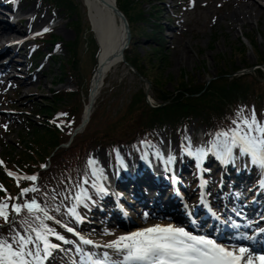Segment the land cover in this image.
<instances>
[{
    "label": "rangeland",
    "instance_id": "obj_1",
    "mask_svg": "<svg viewBox=\"0 0 264 264\" xmlns=\"http://www.w3.org/2000/svg\"><path fill=\"white\" fill-rule=\"evenodd\" d=\"M71 1L75 5L73 16H67L61 11L53 12L47 3L44 4L39 0L20 2L13 6V9L18 13L28 15V17L30 14L35 15L34 20L26 21L21 27L18 26V29L29 27V31H39L53 27L55 36L61 43H59V57L55 60H43L41 62L43 64L41 75H38V72L35 71L31 74L26 72V65L22 56L20 59L15 58L14 61L21 68V73L16 71L15 65L10 75L0 85V155L5 149L14 153L20 150V148L13 150L8 145H14L17 142V132L23 128L18 120L19 115L15 111H11L12 114H4L1 111L9 112L10 106L13 110L16 106L21 110H32V103L24 105V102L30 100L42 102L50 97L51 89L62 90L67 88L70 91H76L79 87L82 90L81 94L88 95L87 90H89L92 78L91 70L95 65L93 63L94 50L90 45V34L85 35L89 26L86 23L87 13L83 1ZM182 1L179 3L180 1L177 0H165L164 4L155 1V4L159 6L160 17L166 23V27L163 29L166 49L162 54H157L154 50L157 47L156 42H152L147 36L132 38L131 47L128 50L130 51L129 56L136 60L143 73L156 83L158 90L152 89V87L149 88L147 83L141 80L131 68L124 65L117 66L107 76L95 104L92 118L94 115L93 126L96 129L109 134V136L112 134L111 137L114 139H120L145 122V110L147 108H145L143 102H137L132 108L134 112L130 111L131 101L134 100L135 94L140 89L144 90L146 98H149L148 105L152 109L176 98H178L177 101L183 102L187 95L194 97L206 94L203 99L207 102L211 98L210 93L213 88H210L212 83H218L215 86L221 88L218 97L220 95L228 97L226 104L228 101L233 100L232 102H234V100H239L242 92L245 91V87L236 89V86L231 87L223 84L225 79L232 82L234 77L238 80L242 79V85H246V80L259 81L260 85L255 88L254 93L263 94L261 96L264 97V70H262L263 76L256 71L246 72L251 70L253 66L258 65L260 59H264V7L260 6L264 5V0H192L191 5H185ZM252 3H255V5L250 10L239 9L243 4L252 6ZM141 7L146 11L149 10L148 4H141ZM256 10L262 12L259 18L256 17ZM234 12H237V14L233 15ZM174 13L179 17L176 27L167 24ZM41 18H45V22L38 25ZM75 21H78V23L75 24ZM142 25L145 28V33L152 32L153 27L151 24L143 23ZM79 34L81 35L80 43L78 42ZM250 40L252 41L250 42ZM67 43H71L73 49L67 50ZM31 45L32 42L28 43L27 47H31ZM28 50L31 52L32 48ZM74 50L78 51L79 62L75 69L68 65L67 71L73 70L76 76L74 78L67 77L63 82L61 81L63 84L56 86V82L57 84L60 83L58 76L62 72V66L69 64ZM240 71L245 72L241 75L239 74ZM42 72H46V74L43 75ZM17 74L20 76L17 77ZM12 77H17V79L15 81L11 80ZM28 77L33 78V84H24L20 87ZM198 91L201 93L198 94ZM227 93L229 96H225ZM163 94L168 96L166 101L161 97L164 96ZM14 99L18 104L14 105L11 102ZM206 105L203 102V107ZM60 108H64V106H60ZM83 116V113H81L79 124H82ZM194 122L201 124L203 120L194 118ZM89 123L79 131L80 134L85 132ZM10 127H15V131L7 132ZM194 131H196L195 127L191 129L189 134L187 133L181 138L172 136L169 139L164 134L161 138L162 150L166 147L169 148L170 145L173 153L171 155H174L180 149V146L185 145V137H189L192 143ZM202 131L200 134L195 132V135L204 139L205 136ZM105 156H107L106 152L96 150L91 158L95 160L105 159ZM180 159L188 161L186 154L184 156L180 154L176 163H181ZM238 163L245 167L246 161L241 158L236 160L235 164ZM230 165L234 167L233 164ZM210 170L215 174L212 180L215 184L218 173L213 166ZM107 176L110 178L111 174ZM187 177L186 181L193 183L194 178L191 175ZM234 181L237 182L236 179ZM186 184L188 185L187 182ZM195 189H198L197 193L202 191L197 182L194 185ZM217 192L218 190H215L212 193L213 198H215ZM239 192V189L233 190L234 194ZM57 231L70 239L63 228H57ZM94 231L95 234L101 235L99 238L102 241L109 242L113 238L111 235L104 236L105 231L111 233L110 227L97 228Z\"/></svg>",
    "mask_w": 264,
    "mask_h": 264
},
{
    "label": "snow or ice",
    "instance_id": "obj_2",
    "mask_svg": "<svg viewBox=\"0 0 264 264\" xmlns=\"http://www.w3.org/2000/svg\"><path fill=\"white\" fill-rule=\"evenodd\" d=\"M48 30L44 29L45 32ZM231 123L232 127L211 133L213 138L206 146L193 149L191 139L185 137L183 154L193 157L198 167L209 154L225 165H234L237 159L243 158L245 167L255 166L264 173V120L257 118L254 108L250 114L240 109ZM141 143L155 148L146 141ZM154 155L164 161L167 171H171L168 166L174 163V155L165 159L159 150ZM6 174L15 179L17 187H20L21 181L31 184L22 187L15 197L0 185V191L5 193L0 197V230L8 229L7 234L0 231V264H56L57 256L61 259L68 257V264H264V253H256L249 246L218 243L212 237L198 235L171 223L140 228L104 244L86 238L70 224L84 223L86 217L80 209L90 210L96 203L93 196L108 194L105 186L107 177L94 158L86 162L83 176L74 183L69 178L62 191L55 188L42 190L37 183L38 174L19 175L8 170ZM206 184L207 181H202L201 187ZM260 187L264 188V179L260 181ZM200 202L222 224L234 229L242 226L231 217L222 220L207 205L204 193H201ZM231 211L236 217H243L242 211L236 208ZM143 216L147 220L149 214L145 212ZM52 222L76 239L66 238L52 226ZM246 226L251 228V222H247ZM258 232L264 233V228L258 229ZM104 235L114 233L105 231ZM237 238L254 239L253 236ZM65 245L72 247L66 248Z\"/></svg>",
    "mask_w": 264,
    "mask_h": 264
},
{
    "label": "trees",
    "instance_id": "obj_3",
    "mask_svg": "<svg viewBox=\"0 0 264 264\" xmlns=\"http://www.w3.org/2000/svg\"><path fill=\"white\" fill-rule=\"evenodd\" d=\"M47 1L52 7L64 12L67 16H73L75 13V5L71 0ZM155 1L163 4L165 0H117V6L128 19L132 38L135 39L139 36H147L152 42H156L157 47H155L154 50L157 54H162L166 49L163 39L164 24L160 17L159 6L155 4ZM141 4H148L149 10L146 11L141 7ZM74 23L77 24L78 21ZM143 23L152 25L153 30L151 33H145V28L142 25ZM56 39L58 40L55 35H51L39 41L40 43H50L53 45L57 41ZM90 39V45L92 50H94L93 63L95 65L91 70V74H93L97 67V56L100 52V48L98 49L94 39ZM251 41L252 40H250V42ZM78 42H81L80 34L78 36ZM72 46L71 43H67V50L73 49ZM129 53L130 51L127 50L126 59L128 63L136 69L142 77L150 81L152 89L158 90L156 83L143 73L141 67L138 66V62L132 59ZM77 54L78 51L74 50L69 64L67 63V65L62 66V72L58 76L60 83L57 84L56 82V86L63 84L62 82L65 78H74L76 76L73 70L67 71V66L71 65L73 69L77 67L79 62V56ZM262 64H264V59L258 61V65ZM256 72L263 76L262 70L258 69ZM55 79H57V77H55ZM232 79V82L225 79L223 84L231 87L236 86V89H238V87H245V91L244 93L242 92V96L239 97V100H234V102H232L233 100L228 101V107L226 104V99L228 97H223L222 95L218 97L221 91L220 87L215 86L218 85V83L211 84L210 89L213 88V90H211V98H209L207 102L203 99L206 94H203V96L200 94L201 92L198 91V94H200L199 96L193 97L187 95L183 102L177 101L178 98H176L166 106L153 109L152 107L149 108L146 94L144 90L140 89L135 94L134 100L131 101L130 105V111L132 113L134 112L132 108L139 101L143 102L146 106L145 108H147V110H145L146 121L141 123L137 129L125 137L114 139L111 137L112 134L109 136V134L103 133L93 126V115L85 132L77 134L68 148L61 147V145L67 144L70 141L75 127L80 123L81 113L84 111L88 95L84 96L85 94H81L82 90L79 87L76 91L51 89L49 98H46L42 102L33 101V112L23 116L25 127L19 132L17 145H11L13 150H17L18 148H20V150L18 152L16 151V153L11 150H5V160L11 168L32 172L38 169L40 163L46 164L47 159L50 158L51 169L41 173L42 179L40 187L42 190L46 191H50L53 188L57 191H62L69 178H71L74 183L79 174H84L86 162L92 151L96 149L103 148L111 150L120 144H129L136 147L140 140L149 137L150 133L161 130L166 126H173L175 128L189 120H194V118H201L203 120L202 124L207 127L210 133H215L222 129L226 130L233 120V115L228 108L230 104L232 105L237 102L245 105L254 102L259 104L261 109L264 110V97L261 96L263 94L254 93L255 88L260 85L259 81L246 80V85H242V79L238 80V78L235 77ZM88 91L89 90H87V93ZM160 92L167 94L164 91ZM225 96H229L228 93ZM161 97L165 101L168 98L167 95ZM203 102L207 104L205 107H203ZM60 106H64V108H60ZM48 153L49 155H47ZM0 185L7 189L8 193L12 190H18L15 179L7 177L1 168ZM4 194L3 191H0V197H3ZM3 230L4 229H2V231Z\"/></svg>",
    "mask_w": 264,
    "mask_h": 264
},
{
    "label": "bare ground",
    "instance_id": "obj_4",
    "mask_svg": "<svg viewBox=\"0 0 264 264\" xmlns=\"http://www.w3.org/2000/svg\"><path fill=\"white\" fill-rule=\"evenodd\" d=\"M82 1H83L84 8L86 9V13H87L86 23L89 26L88 31L85 33V35L87 34V36H88L90 34V38L94 39V41L97 43L96 45L98 46V49L100 48V53L97 56V70H95L93 72L91 82H90V86H89V94H88L89 98L85 103V109H84V117L86 119V122H87V118L90 117V119L88 121V123H89L91 120V117H92V113L94 111V110H90V106H89L90 101L91 100L94 101L93 106L96 104V102L98 100V96H99L100 91H101V89H102V87L106 81L107 76L109 75V73L114 68L121 65V61H120V59H121L120 55L121 54L120 53H121L122 48L127 44V32H126L124 25L121 24L119 19L114 16L112 10L107 8L105 5L100 4L98 0H82ZM102 1L110 2L112 0H102ZM245 4H243L239 9L242 8V9L247 11V10H250L251 7H254V5H255V3H252L251 4L252 6L245 5ZM260 6L264 7L263 4ZM3 11H5V10H3L2 6L0 5V76H1V78L9 76L13 67H15V65H16L14 62L15 59L13 57H11L12 54L7 56V57H4L7 53L13 52V48H10V46H8L6 44H7V41H9L11 37H14V28L13 27H15V26L9 22L10 19L7 16L8 14H10V10H8V11L6 10L7 11L6 14ZM256 12H257L256 17L259 18L262 15V12L260 10H258V11L256 10ZM236 14H237V12L233 13V15H236ZM4 16H5V18H4ZM44 22H45V18H41L38 22V25H41ZM12 47H18V45H13ZM130 47H131V41H130V44L128 46V49ZM18 54H20V53L18 52ZM15 68H16V71H18V72L21 71V69L18 65H16ZM249 71H252V70H248L246 72H249ZM137 74L140 75L139 73H137ZM11 80L15 81L16 78H11ZM33 82H34V80L32 78L28 77L24 80V83L20 87L24 86V84L31 85V84H33ZM2 83L3 82L1 80L0 85ZM257 107H258L257 112L259 113L260 120H263L262 114H261V106L258 104ZM233 119H235V117H233ZM86 122H84V124H86ZM169 133H171V132L169 130H167L163 133V135L164 134L168 135ZM188 134H189V126H188ZM193 138H195L194 132H193ZM149 157L151 159H154L155 155L153 153H150ZM189 159H191L193 165H195L193 158H189ZM155 161H157L156 158H155ZM181 163L183 164V162H181ZM158 165H159V162L157 161V166ZM143 166L144 165L142 162H131L129 164V167H128L130 170V176L133 178H137L140 175V173L143 169ZM234 166L243 167L242 164H240V163L235 164ZM120 171L122 173L123 172L126 173L125 169H121ZM119 174H121V173L119 172ZM212 176H214V175H212ZM167 178H168V176H167ZM154 180H155V178H154ZM211 180H212L211 177H210V180H207V182H210V183L207 184L206 190H205V187H203L204 193L207 196L206 197L207 203L209 201L210 204L213 205L215 207V209H217V210L223 209L224 205L221 202V199L217 196V194L215 195V198H213L214 195H212V193L215 192L217 187H222V188H224V190H223V192H221V194H223L224 192L229 190L230 185L227 182H219L218 181L219 179H216L215 184H214V182H212ZM248 181L249 180L238 181L237 185H236L237 189L245 191L246 184ZM156 183H157V185L160 184V182H157V181H156ZM161 186H163V184L159 185L157 188L153 187L151 193H143L139 197H137V204L140 206V208L143 210V212H145V210H147L149 208L155 212H160V215H161L165 210H168L171 208H175L179 211L181 210V209H178L180 207L179 199L177 197H175V195L172 191L170 192V194L167 198H165V197L163 198L160 195L159 188H161ZM190 189H188V190H190ZM207 194H209L210 196L212 195L210 199H209V196ZM242 197H243V193L240 194L239 196H236L235 198L230 197L229 200H227V201L230 202L234 199H237L240 202L237 209L241 210V208H246V210H247L246 211V217L248 219L252 218L254 220H251V221L256 222V224H260V219H261L260 216L264 215V202L262 200L261 193H258V195L255 198H253L252 207H250V208L245 206V204H244L245 201L244 202L242 201ZM137 210H138V208L134 205L132 208V213H134V215H137ZM199 211L203 214L206 213L205 209H203L202 207L199 209ZM173 213H176V212H173ZM175 220H177V218H175ZM214 220L216 221L215 218H214ZM152 221L155 222L156 220H152ZM206 221H211V220H208L206 217L201 219L202 223H204ZM134 224L135 223L128 222L124 218V219L118 220L113 226L124 227V228H126L124 231L126 233H128V232L140 229V228L133 227ZM149 225L150 224H148L144 227H147ZM241 225H242L241 226L242 228H245V229L247 228L246 222L242 221ZM260 226L262 227V226H264V224H261ZM193 229L196 231L202 230L201 228H197V227H193ZM124 231L121 229L113 228L112 233H114V235H112V236H117L118 234L125 233ZM202 232L205 233L206 235L211 234L210 233L211 230L201 231L200 233H202ZM232 234L235 235L236 233L234 232ZM254 239H257L258 243H260L261 241L264 243V233H259L258 236L254 235Z\"/></svg>",
    "mask_w": 264,
    "mask_h": 264
},
{
    "label": "water",
    "instance_id": "obj_5",
    "mask_svg": "<svg viewBox=\"0 0 264 264\" xmlns=\"http://www.w3.org/2000/svg\"><path fill=\"white\" fill-rule=\"evenodd\" d=\"M100 4H103L105 5L107 8H109L110 10H112L113 14L115 17H117L119 19V21L121 22V24L124 25L125 29H126V32H127V44L122 48L121 50V59L120 61L123 62L124 64H127V61H126V57H125V52L126 50L128 49V46L130 44V41H131V31H130V27H129V24H128V21H127V18L124 16V14L119 10V8L117 7L116 5V0H112L110 2H104L102 0H98ZM256 68L253 67L251 68V70H255ZM262 70H264V65L261 67ZM244 72V71H243ZM241 72V73H243ZM142 80L146 81L145 79L141 78ZM93 104H94V101H90V110L91 108L93 107Z\"/></svg>",
    "mask_w": 264,
    "mask_h": 264
}]
</instances>
